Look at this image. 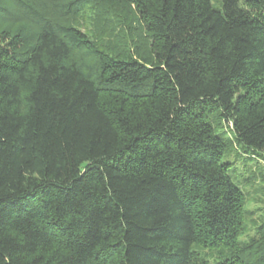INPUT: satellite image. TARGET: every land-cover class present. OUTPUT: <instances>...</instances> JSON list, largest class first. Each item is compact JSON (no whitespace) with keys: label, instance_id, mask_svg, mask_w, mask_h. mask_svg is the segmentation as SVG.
<instances>
[{"label":"trees","instance_id":"1","mask_svg":"<svg viewBox=\"0 0 264 264\" xmlns=\"http://www.w3.org/2000/svg\"><path fill=\"white\" fill-rule=\"evenodd\" d=\"M103 3L147 46L76 24ZM0 17V264H264V211L247 237L231 173L264 164V0H0Z\"/></svg>","mask_w":264,"mask_h":264},{"label":"rangeland","instance_id":"2","mask_svg":"<svg viewBox=\"0 0 264 264\" xmlns=\"http://www.w3.org/2000/svg\"><path fill=\"white\" fill-rule=\"evenodd\" d=\"M78 17L79 20L76 24L102 48L118 50L123 45L141 46L142 48L147 46L145 32L142 30L134 11H124L122 8L103 3L86 8ZM2 22L5 23V20L0 17V26H2ZM74 55L75 59L81 57L80 53H74ZM235 153L236 150L233 151L232 155ZM234 158H231L234 161L231 165V173L236 183L247 194L246 207L251 211L250 221L246 225L245 235L248 237L255 233V224L264 211V181L259 177V174L264 171V164L254 158L245 159L241 156L237 159ZM251 174L255 178L251 177ZM194 249L201 256H208L209 250L203 248L202 243H197Z\"/></svg>","mask_w":264,"mask_h":264}]
</instances>
